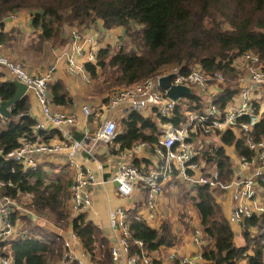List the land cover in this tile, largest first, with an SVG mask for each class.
I'll list each match as a JSON object with an SVG mask.
<instances>
[{
    "label": "trees",
    "instance_id": "obj_1",
    "mask_svg": "<svg viewBox=\"0 0 264 264\" xmlns=\"http://www.w3.org/2000/svg\"><path fill=\"white\" fill-rule=\"evenodd\" d=\"M31 11L33 32L23 37L17 30L0 33V42L26 40L32 51H42L47 43L63 46L70 42L64 35L65 28L83 32L96 28L102 22L106 30L124 28L126 36L137 50L108 46L97 54V63H86L85 69L96 90L107 94L141 82L155 75L167 65L181 66L183 73L201 67L207 74H222L226 83L214 97V104L224 110L240 92L239 71L234 61L247 52H254L264 64V0H0V28L12 14ZM56 107H71L73 99L64 83L57 81L49 87ZM18 92L12 80H5L0 72V103L10 101ZM198 95L185 97L175 111L171 122L179 125L185 110L203 107ZM108 102V99L106 100ZM28 96L11 107L9 118H0V149L9 153L20 147L22 140L48 142L55 138L56 130L36 132V121L26 114ZM121 133L115 144L121 151L133 148L136 143H153L158 139L157 121L132 112L119 123ZM75 139L83 141V135L72 129ZM257 141L264 138V117L253 131ZM60 136V135H59ZM61 138V137H60ZM224 146H234L239 156L252 157L244 139L231 131L221 136ZM224 146L215 147L203 155L209 166L217 165L223 179L233 172L231 159ZM0 181L12 184L2 193L18 198L20 193L32 195L34 210L39 214H51L57 225L72 226L83 248L91 256L98 247L104 255V264H111L110 249L98 227L80 214L69 222L67 203L71 198V179L68 173L54 170L51 174L43 166L23 170L12 161L0 157ZM264 186V178L260 181ZM195 193V196H191ZM185 201L191 200L201 222V229L209 244L203 248L204 264H264V219L247 220V227H257L251 234L243 231L244 245L236 244L235 232L225 217L223 208L216 202L214 193L207 187L184 190ZM131 254L138 252L136 241H141L149 252L172 248L180 243L170 222H164L159 230L138 220L135 212H129ZM26 220L25 217H20ZM25 237L16 240L0 238V252L11 253L15 264H53L63 254L62 237L27 219ZM102 264V263H99ZM154 264H161L155 262Z\"/></svg>",
    "mask_w": 264,
    "mask_h": 264
},
{
    "label": "built area",
    "instance_id": "obj_2",
    "mask_svg": "<svg viewBox=\"0 0 264 264\" xmlns=\"http://www.w3.org/2000/svg\"><path fill=\"white\" fill-rule=\"evenodd\" d=\"M71 38L72 42L57 56L54 64L37 76L32 75L23 62L11 60L4 44L0 42V70L6 71L10 80L26 86L44 118L42 121L34 119V130H56L61 137L60 142L53 143L22 140L20 147L9 153L0 149V157L4 161L18 164L26 171L39 167L37 155L66 152L68 165L73 171L70 215L75 218L92 209V188L97 184V178L90 167L77 159L81 153L92 156L85 143L74 137L72 129L77 125V116L54 109L49 87L56 82V74L62 64L66 65L67 72L72 75L83 73L85 77L88 76L82 60L96 64L98 52L106 47L94 36L78 30L71 32ZM121 46L118 41L116 47ZM234 66L239 71L240 92L224 110L214 104V97L226 83L225 77L220 73L209 75L201 67L190 73H183L181 66L167 65L155 75L128 87L117 88L108 96L109 111L128 106L131 113L142 115L152 112L160 122L155 142H141L129 150H118L120 153L114 162L116 172L112 182L117 184L119 195L128 198L136 192L146 194L149 213L147 217L136 215L138 220L147 223L154 218L159 198L165 193L166 186L177 180L188 189L207 187L214 195H229L233 202L227 217L229 223L242 233L246 229L251 234L258 230L257 227L248 228L246 222L255 217L264 219V198L259 196L262 186L260 181L264 178V138L257 141L252 135L256 125L264 117V64L256 53L247 52L234 61ZM169 76L172 77L173 86L188 87L196 95H203L208 100L206 107L185 110L184 120L179 125L169 120L175 117L176 108L185 101V97L174 101L167 96V91L161 89L160 80ZM32 110L26 111L30 117ZM81 113L89 118L93 115V110L84 106ZM0 118H3L1 114ZM118 130L116 121L106 120L90 142L113 144L119 135ZM228 131L237 138L244 139L245 146L253 155L250 158L237 156L234 163L237 167L230 178L225 180L217 165L209 166L202 157L204 153L212 152L216 147V138L221 139ZM142 150L146 152V158L140 157ZM98 166L101 169L102 166ZM8 186L13 185L0 181V238L16 240L25 237L26 233L18 224L20 217L30 216L36 221L40 216L32 211L30 206L33 204L31 200L28 201V194L20 193L16 199L3 194V189ZM21 197L23 202L19 200ZM109 226L112 231L120 232V237L110 250L113 264L158 262L141 241L135 242L138 252L131 254L129 215L125 209L110 211ZM73 239L78 242L75 234ZM194 242L201 247L204 245L199 232L195 235ZM78 251L73 241L64 240L60 264H98L88 252L79 254ZM170 260L175 264H200L202 257H182L172 253ZM15 263L11 253L5 255L0 252V264ZM240 264L247 262L243 260Z\"/></svg>",
    "mask_w": 264,
    "mask_h": 264
},
{
    "label": "crops",
    "instance_id": "obj_3",
    "mask_svg": "<svg viewBox=\"0 0 264 264\" xmlns=\"http://www.w3.org/2000/svg\"><path fill=\"white\" fill-rule=\"evenodd\" d=\"M26 23H29L31 25V11L28 10H22L20 12H17L13 16L7 18L4 21V30L0 28L1 32H10L12 30L17 29V27L23 28V24L26 25ZM19 28V29H20ZM31 29V28H30ZM73 28H65L64 29V35L66 38H70V42L63 46H53L51 43H47L42 51H32L30 47L28 46V43L26 40H17L12 41L8 45L5 46V51L9 58L13 61H20L18 58L22 56V54H26L29 57L28 63L23 62L28 71L32 75H41L43 74L50 66H52L59 54L62 53L63 49L68 47L69 44L72 42L71 38V32ZM24 29H22L21 32L24 33ZM31 33V30L29 31ZM83 33H87L89 35L94 36L96 39L99 40L100 44L104 47H116L117 42L119 41L122 46L123 43L127 39H129L126 36L124 28H114L111 30H106L103 27L102 22L98 23V26L96 28L87 29L84 30ZM123 42V43H122ZM48 46H52V50L54 52L53 54V61L48 64L40 63L41 56L40 54H43L45 50L48 48ZM129 49V48H128ZM82 63H84V66L86 64V60H82ZM4 74L5 80H10V77L4 70H0ZM62 81L70 94L71 98L73 99V106L71 107H56L54 106L55 110H59L63 113L67 114H75L77 116V125L74 128L76 133L83 135V142L85 145L91 150L92 156L81 153L78 156V160H80L84 165L90 167L96 178H97V184L92 188L93 191V207L90 211L84 213L87 216V220L92 222L96 227H98L102 233V238H104L108 243V248L111 250L112 246L117 242V239L120 237L119 231H112V229L109 226V213L113 209L117 208H123L126 210L127 215H129V212H135L137 216H148V209L146 208V194H143L141 192H136L133 194V196L125 198L121 197L117 191V184L115 182H112V178L114 176V173L116 172V167L114 166V162L116 161V158H118L119 155V149L120 146L115 144L105 145L102 143H96L93 144L90 142L96 133L97 129L106 121V120H114L118 123L119 130L118 134L121 133V128L119 123L121 120L127 118L130 115V110L128 106H124L122 108H118L116 110L109 111L107 109L108 102L106 101L108 99V96L106 94H100L97 92L96 84L94 81L91 80L90 75L86 76L83 75V73H79L76 75H72L67 72L66 65L62 64L60 65L57 74H56V82ZM26 96H28L29 99V107L28 109L32 110V119L35 120H44L40 109L36 105L35 98L28 92L26 93ZM202 100L201 104L203 107H206V104L208 100L203 95H198ZM54 105V104H53ZM84 106H89L93 110V115L89 118H86L81 113V108ZM27 109V110H28ZM144 118H152L157 121L158 130H159V120L152 112H146L145 114H142ZM58 133V132H57ZM159 135V132H158ZM60 136L58 135L48 140L47 143H53V142H60ZM140 143V142H139ZM138 144V143H136ZM135 144V145H136ZM134 145V146H135ZM216 147L223 145L221 142V139L216 138L215 140ZM226 155L231 159L232 165H233V171L234 168L237 167L235 163L236 157L239 156L237 149L234 146H224ZM140 157L146 158V152L142 150ZM36 159L39 161V166H43L44 170L48 173L54 172V170H62L63 172L68 173L69 178L71 179V184L73 180V171L68 165V154L66 152L56 155H37ZM102 166L101 169L99 166ZM71 187V186H70ZM189 190L184 184H182L180 181H175L171 185H167L165 188V193L159 198L157 210L155 211L154 218L147 222V224L156 230H159L164 222H170L172 227V220L173 219V212H187L189 213L188 216L192 213V211H196V208L194 207L193 203H187L188 201H185L183 199L184 197V190ZM260 193L259 196L264 198V186H260L259 189ZM26 196V195H25ZM22 196V197H25ZM191 196H195L194 193L191 194ZM22 197L19 199L22 201ZM28 201L31 200L32 202V195L28 196ZM216 202L223 208L225 217H228V214L230 212V209L232 207V199L229 195H215ZM184 203V205H180L177 202ZM24 201V200H23ZM22 201V202H23ZM70 200L67 203V210L69 213V222H71L74 218L70 215ZM33 204V203H32ZM191 204V206H188ZM32 211L39 215L40 218L36 221H33L30 216H21L27 218L32 225L34 226H40L43 229L55 233L56 235L62 237V240L69 239L73 241L74 245L78 247V253H82L85 251L83 248L79 238L78 242L73 239L74 232L72 229V226L68 225V227L64 228L59 225H57L54 221V218L51 214H39L37 213L33 205H31ZM176 209V210H175ZM173 211V212H172ZM198 214V212H197ZM44 216L51 217V220L46 221L44 220ZM184 222L181 221L182 225L185 227V230H189V222L185 219V215H182L181 217ZM27 219L21 220L18 222L19 226L25 230V226L27 225ZM233 227V226H232ZM191 228H193V232L191 231H185L184 230V239L180 241L178 246H174L172 248H161L158 251L151 252L153 256L158 260V262H161V264H175L170 260V255L172 253H176L178 256L182 257H202L203 254V248L209 244V241L205 239L202 229H201V222L200 217L198 214V217L196 218L195 223L191 221ZM183 229V228H182ZM233 230L235 232V239L236 244L238 246L244 245V238L242 232L238 229L233 227ZM173 232L176 234V230L173 227ZM197 232L200 233V237L204 242V245L198 246L194 242V237L197 234ZM181 237L182 234H176ZM168 249V250H167ZM162 251L164 252V256L162 254ZM111 255V254H110ZM91 258L96 261L98 264L102 263L104 264V255L101 252V248L98 247L94 258L91 256ZM60 260V259H59ZM59 260L55 261L53 264H60ZM112 260V258H111ZM205 261H200V264H204ZM113 264V262L111 263Z\"/></svg>",
    "mask_w": 264,
    "mask_h": 264
},
{
    "label": "rangeland",
    "instance_id": "obj_4",
    "mask_svg": "<svg viewBox=\"0 0 264 264\" xmlns=\"http://www.w3.org/2000/svg\"><path fill=\"white\" fill-rule=\"evenodd\" d=\"M20 27H17V29H15V30H17L23 37H27L28 36V34H31L32 32H33V29H32V27H31V25L29 24V23H26V25L25 24H23V28H20ZM31 28V29H30ZM22 29H24L25 31H24V33L23 32H21L22 31ZM31 30V33H29V31ZM123 43V42H122ZM123 45L124 46H127L128 48H129V50L130 49H134V50H137L136 48H134L133 46H132V42H131V40L130 39H127L126 41H125V43H123ZM52 46H48V48L45 50V52L43 53V54H40V56H41V59H40V63H43V64H50L52 61H53V54H54V52H53V50H52ZM116 48H118V47H116ZM27 57H29L28 55H26V54H22V56H20L18 59L19 60H22L23 62H25V63H28V58ZM97 89V88H96ZM117 89V88H116ZM113 92V91H112ZM111 91L109 92V93H107L106 94V96H109L111 93H112ZM28 93V92H27ZM179 201V200H178ZM188 202L187 203H192V201L191 200H187ZM178 204H180V205H184V203H180V201L179 202H177ZM188 206H191V204H189ZM176 210V209H175ZM173 212V211H172ZM188 214L189 213H187V212H183V211H181V212H173V219H171L172 220V224H173V227H174V229L177 231L176 232V234H182L181 235V237L179 236V238H180V241L181 240H183L184 239V230H185V227L182 225V223H181V221L182 222H184L183 221V219L181 218L182 217V215H185V219L187 220V222H189V227H190V229L189 230H185V231H191V232H193V228H191V221L193 222V223H195V221H196V218L198 217V214H197V212L196 211H192V213L188 216ZM44 220H46V221H49V220H51V217H49V216H44ZM183 228V229H182ZM178 246V245H177ZM168 250V249H167ZM162 254H163V256H164V252L162 251Z\"/></svg>",
    "mask_w": 264,
    "mask_h": 264
},
{
    "label": "water",
    "instance_id": "obj_5",
    "mask_svg": "<svg viewBox=\"0 0 264 264\" xmlns=\"http://www.w3.org/2000/svg\"><path fill=\"white\" fill-rule=\"evenodd\" d=\"M16 86L18 87L17 95L11 99L10 101H4L0 103V114L3 118H9L11 115V107L16 105L22 98L26 95L27 88L25 85L14 81ZM160 87L162 90L167 91V96L176 101L181 97H190L195 95V93L188 87L184 86H173L172 85V77H165L160 80Z\"/></svg>",
    "mask_w": 264,
    "mask_h": 264
}]
</instances>
